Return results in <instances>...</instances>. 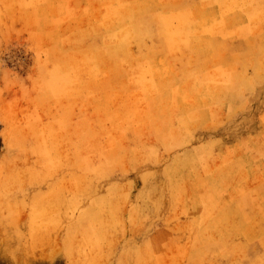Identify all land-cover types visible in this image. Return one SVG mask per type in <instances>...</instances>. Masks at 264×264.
<instances>
[{"label": "rangeland", "instance_id": "1", "mask_svg": "<svg viewBox=\"0 0 264 264\" xmlns=\"http://www.w3.org/2000/svg\"><path fill=\"white\" fill-rule=\"evenodd\" d=\"M0 264H264V0H0Z\"/></svg>", "mask_w": 264, "mask_h": 264}, {"label": "bare ground", "instance_id": "2", "mask_svg": "<svg viewBox=\"0 0 264 264\" xmlns=\"http://www.w3.org/2000/svg\"><path fill=\"white\" fill-rule=\"evenodd\" d=\"M139 4V3H138ZM133 5H135V4H133ZM114 6V5H113ZM114 9V8H113ZM115 11V10H114ZM118 11V10H117ZM111 16V15H110ZM115 16V15H114ZM117 16H118V14H117ZM119 16H120V14H119ZM183 18V17H182ZM204 23V22H203ZM174 93V92H173Z\"/></svg>", "mask_w": 264, "mask_h": 264}]
</instances>
